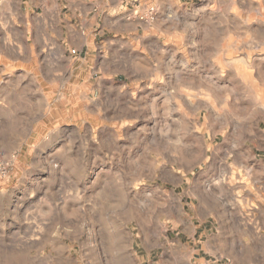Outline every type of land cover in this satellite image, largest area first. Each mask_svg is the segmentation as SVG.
Listing matches in <instances>:
<instances>
[{
	"label": "rangeland",
	"instance_id": "obj_1",
	"mask_svg": "<svg viewBox=\"0 0 264 264\" xmlns=\"http://www.w3.org/2000/svg\"><path fill=\"white\" fill-rule=\"evenodd\" d=\"M158 1L190 38H169L160 72L116 91L65 59L56 78L37 41L35 58L0 43V264L229 259L208 251L206 202L221 179L246 180L264 199V0ZM68 3L0 0V30L23 38L29 21L38 39L40 20ZM184 79L190 90L179 89ZM235 201L247 229L237 254L254 264L264 260V207L249 194Z\"/></svg>",
	"mask_w": 264,
	"mask_h": 264
},
{
	"label": "crops",
	"instance_id": "obj_2",
	"mask_svg": "<svg viewBox=\"0 0 264 264\" xmlns=\"http://www.w3.org/2000/svg\"><path fill=\"white\" fill-rule=\"evenodd\" d=\"M161 3L171 10L178 5L177 0H161ZM68 4V13L61 11L53 19L45 15L44 20H40L43 33L38 39L33 35L35 24L28 21L23 38H17L8 28L1 29L0 43L12 45L14 57H24L29 52L26 57L35 58L31 44L37 41L39 58H45L46 68H54L56 78L62 75L58 59H65L70 62L72 72L80 66L84 70L91 67L92 74H103L104 88L116 91L118 86L120 89L124 86L120 82L128 83L133 78L144 80L158 74L164 60L169 59L168 39L190 38L189 32L193 29L166 10L156 20L146 22L127 15L110 0H70ZM194 37L202 38L199 34ZM152 63L156 66L153 72L150 71ZM121 75L124 80L119 79ZM183 81L179 89L190 90V79ZM243 181L239 185L232 179H221L211 191L213 198L206 202V218H213L215 223V231L209 234L206 245L208 251L228 254L229 259L224 264H243L237 254L239 241L235 236L237 233L245 236L247 229L246 224H239L243 218L237 214L236 196L249 194L256 204L264 207L263 192L249 190L251 185ZM254 264H264V260L256 258Z\"/></svg>",
	"mask_w": 264,
	"mask_h": 264
},
{
	"label": "built area",
	"instance_id": "obj_3",
	"mask_svg": "<svg viewBox=\"0 0 264 264\" xmlns=\"http://www.w3.org/2000/svg\"><path fill=\"white\" fill-rule=\"evenodd\" d=\"M117 3L119 8L139 20L152 22L156 20L160 6L158 0H110ZM8 163L0 162V170L6 172Z\"/></svg>",
	"mask_w": 264,
	"mask_h": 264
}]
</instances>
